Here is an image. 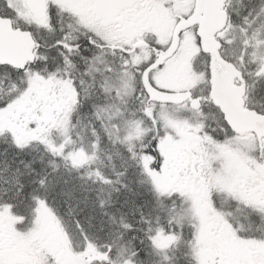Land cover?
Masks as SVG:
<instances>
[{
    "label": "snow or ice",
    "instance_id": "obj_1",
    "mask_svg": "<svg viewBox=\"0 0 264 264\" xmlns=\"http://www.w3.org/2000/svg\"><path fill=\"white\" fill-rule=\"evenodd\" d=\"M0 264H264V0H0Z\"/></svg>",
    "mask_w": 264,
    "mask_h": 264
}]
</instances>
